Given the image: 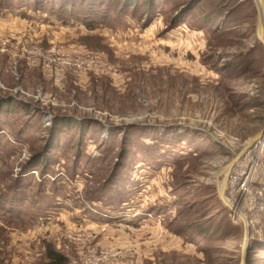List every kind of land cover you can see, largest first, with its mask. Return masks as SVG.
Listing matches in <instances>:
<instances>
[{"label":"rangeland","instance_id":"374dc122","mask_svg":"<svg viewBox=\"0 0 264 264\" xmlns=\"http://www.w3.org/2000/svg\"><path fill=\"white\" fill-rule=\"evenodd\" d=\"M130 1L0 0V264H264L258 0Z\"/></svg>","mask_w":264,"mask_h":264},{"label":"trees","instance_id":"16d2710c","mask_svg":"<svg viewBox=\"0 0 264 264\" xmlns=\"http://www.w3.org/2000/svg\"><path fill=\"white\" fill-rule=\"evenodd\" d=\"M53 2H56V0H51ZM61 3V7L59 8L60 11L64 12V10H66V6L64 5L66 1L69 0H57ZM88 2L89 7H87L88 4L85 5V7H82L81 5H84L86 2ZM98 3L96 4V6L92 7L90 4V0H70V8H69V12L71 14H75L78 15L79 17H82L84 20H90L93 21V18H96L95 16L98 15L100 13V10H102L101 8H98L97 5H103L105 4L104 0H96ZM100 1V2H99ZM122 1L125 0H108V4L109 6L113 4V2L117 3H123ZM157 1L160 0H148L146 2H144L145 4L148 5V9L150 10H155L157 4ZM206 0H190L187 3V8L183 11L182 14H187L189 12H191V10L195 7V6H200L202 5V3H204ZM35 2L37 4H43L45 3L44 0H35ZM85 2V3H84ZM132 1L130 0H126L123 4L124 5H130V6H134V4L131 3ZM92 8V9H91ZM111 8V7H109ZM97 11H99V13H97ZM80 12L82 13V15L80 14ZM102 12V11H101ZM100 15V14H99ZM220 17L217 18H213L211 16H204L205 22L210 25L212 23H216L218 22ZM96 20V19H95ZM182 19L176 20L175 23L180 22ZM98 21V20H97ZM250 107H255L251 104H248ZM40 162V161H39ZM32 165V164H31ZM1 202V201H0ZM10 205V204H9ZM1 206V203H0ZM47 257L50 259L51 264H67L68 259L61 255L60 253L56 252L53 249H50L47 253Z\"/></svg>","mask_w":264,"mask_h":264},{"label":"built area","instance_id":"2783aa9c","mask_svg":"<svg viewBox=\"0 0 264 264\" xmlns=\"http://www.w3.org/2000/svg\"><path fill=\"white\" fill-rule=\"evenodd\" d=\"M264 147V138L259 140L258 142L252 144L251 146H249L248 150L244 152V154L248 153H252L255 150H259L261 148ZM258 152V151H257ZM243 166H239L237 167L236 170H234L231 174H230V179L228 182V198H227V203L228 205L233 209V211L235 212V214L237 215L238 212V201H237V196H241L243 195L249 187L250 184V177H249V172H244ZM244 175H246V177L244 178ZM103 252L100 253H89L88 256H86L84 264H99V260L102 256Z\"/></svg>","mask_w":264,"mask_h":264},{"label":"bare ground","instance_id":"6f19581e","mask_svg":"<svg viewBox=\"0 0 264 264\" xmlns=\"http://www.w3.org/2000/svg\"><path fill=\"white\" fill-rule=\"evenodd\" d=\"M258 3H259V7H260V12H261V26L262 27H259L260 30H259V34H260V37L261 39L264 41V1L263 0H258Z\"/></svg>","mask_w":264,"mask_h":264},{"label":"water","instance_id":"95a60500","mask_svg":"<svg viewBox=\"0 0 264 264\" xmlns=\"http://www.w3.org/2000/svg\"><path fill=\"white\" fill-rule=\"evenodd\" d=\"M262 40V39H261ZM263 41V40H262ZM264 42V41H263ZM264 138V133L263 134H261V135H258L257 137H255L252 141H251V143H250V145L249 146H251L252 144H254V143H256V142H258L259 140H261V139H263ZM237 160H238V158L234 161V163L231 165V167H230V169H229V173H230V171H231V169H232V167H233V165L237 162ZM222 196H223V198H224V193H222ZM246 222V221H245ZM247 223V222H246ZM247 225V224H246ZM248 226V225H247Z\"/></svg>","mask_w":264,"mask_h":264}]
</instances>
